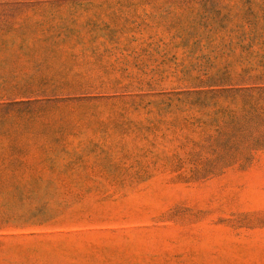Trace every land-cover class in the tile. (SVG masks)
Segmentation results:
<instances>
[{
  "label": "rangeland",
  "instance_id": "obj_1",
  "mask_svg": "<svg viewBox=\"0 0 264 264\" xmlns=\"http://www.w3.org/2000/svg\"><path fill=\"white\" fill-rule=\"evenodd\" d=\"M0 264H264V0H0Z\"/></svg>",
  "mask_w": 264,
  "mask_h": 264
}]
</instances>
